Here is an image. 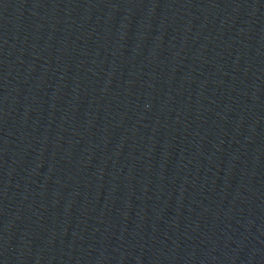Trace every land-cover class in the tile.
<instances>
[{
  "label": "water",
  "instance_id": "95a60500",
  "mask_svg": "<svg viewBox=\"0 0 264 264\" xmlns=\"http://www.w3.org/2000/svg\"><path fill=\"white\" fill-rule=\"evenodd\" d=\"M0 264H264V0H0Z\"/></svg>",
  "mask_w": 264,
  "mask_h": 264
}]
</instances>
